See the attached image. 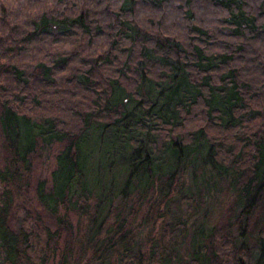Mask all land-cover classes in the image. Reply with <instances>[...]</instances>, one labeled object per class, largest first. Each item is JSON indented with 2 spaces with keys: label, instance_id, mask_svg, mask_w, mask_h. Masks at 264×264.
<instances>
[{
  "label": "trees",
  "instance_id": "trees-1",
  "mask_svg": "<svg viewBox=\"0 0 264 264\" xmlns=\"http://www.w3.org/2000/svg\"><path fill=\"white\" fill-rule=\"evenodd\" d=\"M222 175L219 226L132 247L130 213L160 221L180 193L196 216ZM70 215L91 264H175L180 229L176 264H264V0H0L1 263L70 264Z\"/></svg>",
  "mask_w": 264,
  "mask_h": 264
},
{
  "label": "rangeland",
  "instance_id": "rangeland-1",
  "mask_svg": "<svg viewBox=\"0 0 264 264\" xmlns=\"http://www.w3.org/2000/svg\"><path fill=\"white\" fill-rule=\"evenodd\" d=\"M59 146L52 145L49 147H42L40 149V156L39 158L36 157L34 159V166L36 164V168L33 169L34 172V178L39 177L43 178L45 180H50V174L55 168V156L58 152ZM38 158V159H37ZM219 179V178H218ZM210 182L208 184V188H202L205 190L203 194V203L200 202V198H197V208L196 213L193 216L190 214V204L185 202H180L179 197L180 193H177L174 195V200L170 203V207L168 209H165L164 212L167 210V214L164 218H162L160 221H152L148 220V213L147 210H144L143 208L137 212V210L133 211L126 217L125 222L128 228L131 229V233H129L131 237V241L133 242L132 247L137 248L141 245V248L145 244L144 240L147 239V241L152 242L153 240H156L159 238L160 235V229H162L165 225L173 224L174 222H180V221H186V227L185 229H190L192 223L194 220H196V223H200L199 220L204 222L206 226L209 227H217L222 222L223 216L225 215L227 208L230 207L231 200H232V191L227 186L229 182V178L225 175H222L220 177V184L218 186H213L212 183L215 184V181H217V178H210L207 180ZM206 182L203 181L202 184H205ZM201 189V190H202ZM186 194V193H185ZM158 201L160 198L155 197ZM200 202V203H199ZM33 203L36 205H39L36 201L33 200ZM137 209V208H136ZM198 210V211H197ZM176 218H174V215H176ZM19 216H22L23 213H18ZM191 217V218H189ZM70 222L72 231L74 233V236L71 240L72 244L68 245L70 252H72V259H70V264H91L89 262L90 257L94 254V249L99 246V243H93L89 239V237H92V231L90 230V224L88 222V218L80 217L77 218V216L70 215ZM35 223H40L39 221H36ZM29 226V223L27 224ZM199 225V224H198ZM129 229V230H130ZM180 229L178 237H176V234H173L174 238H176V245H175V259L173 260V263H180V262H187V239L189 236L186 235V233L181 231ZM101 232L100 234H102ZM105 234V233H104ZM104 234L102 237H104ZM101 237V238H102ZM187 237V238H186ZM97 240L98 238H92V240ZM92 245V246H91ZM97 245V246H96ZM32 248L35 249V244H32ZM80 249H83L82 253V259L79 262H75L81 255L78 254L80 252ZM55 250V249H54ZM53 250V251H54ZM58 250H64V246L62 242L60 241V246H57L56 252ZM37 251L39 249L37 248ZM104 249L99 252L102 253ZM55 253V251H54ZM96 254V259L99 262V259L103 260L102 254ZM100 256V258H99ZM2 260L0 258V264ZM97 263V262H94ZM38 264V262H37ZM148 264H160L157 260H152Z\"/></svg>",
  "mask_w": 264,
  "mask_h": 264
}]
</instances>
